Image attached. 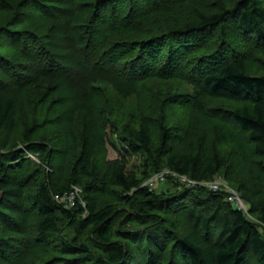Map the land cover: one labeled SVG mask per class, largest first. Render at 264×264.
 Segmentation results:
<instances>
[{"label":"trees","instance_id":"16d2710c","mask_svg":"<svg viewBox=\"0 0 264 264\" xmlns=\"http://www.w3.org/2000/svg\"><path fill=\"white\" fill-rule=\"evenodd\" d=\"M185 1L0 0V10L9 13L0 37L7 36L18 53H0V77L12 78V85L0 80V91L38 84L36 94L48 78L73 86L67 78L81 71L84 102L90 92L104 90L100 83L127 98L138 82L183 79L198 97L236 103L230 118L264 157V74L248 72V61L264 55V0H236L213 12L195 8L179 25L154 28V17ZM33 17L46 20L37 25L30 23ZM43 27L50 28L49 35H42ZM84 104L72 118L81 127L80 154L59 184L51 167L56 151L49 144L29 137L11 141L20 99L0 92V264H264V202L254 204L242 193L250 214L257 215L253 221L223 192L201 187L157 195L143 186L165 167L198 182L231 170L218 151L200 144H190L189 151L175 148L182 139L167 127L155 149L148 122L118 132L115 122L103 121ZM106 123L122 146L144 156L142 177L127 170L126 157L108 177L103 172ZM73 186L81 188L85 203L69 209L56 197ZM98 192L118 196L120 207L100 203ZM170 213H184L192 230L179 233L166 217ZM56 241L54 257L38 263L31 256Z\"/></svg>","mask_w":264,"mask_h":264},{"label":"rangeland","instance_id":"374dc122","mask_svg":"<svg viewBox=\"0 0 264 264\" xmlns=\"http://www.w3.org/2000/svg\"><path fill=\"white\" fill-rule=\"evenodd\" d=\"M235 1L187 0L178 6H174L168 13H163L156 19L154 17L151 20L154 21L152 25L154 28L161 27L160 30L168 29L192 17V11L195 8L205 12H213L230 7ZM8 18L9 13L0 10V23H4ZM44 20L46 19L33 17L30 23L42 25ZM50 31L49 27H43L42 35H49ZM6 37L5 35L0 37V53L5 52L7 55H12L9 57H17L18 53L13 50L12 46L10 49V41ZM12 52L13 54H11ZM256 57L258 58L256 61L248 59V72L260 76L264 74L261 65L264 62V55L257 54ZM2 62L4 61L2 60ZM7 69L9 68L7 67ZM3 75L4 73L0 70V76ZM25 77H29L28 72ZM2 79L5 86L8 81L9 84L7 85H12L11 77H5V79L0 77V80ZM67 79L73 86L64 82L60 85L58 81L52 83L47 81L50 80L48 78L42 82V87L36 94L34 93L38 84H30L29 87L21 91H14L13 87L8 91H0L3 94H16L20 99L18 120L11 141L25 142L29 137L32 142L38 141L49 144L53 149L52 151H56V154H53L51 158L53 164L51 167L56 168L53 173L59 184L65 181L80 154L81 127H78L72 118H77L76 113L82 109V105L85 103L84 105L88 110L94 112L98 110L101 118H105L102 119L103 121L115 122L118 132L138 128L143 124L142 121L148 122L154 133L155 149L161 146V129L167 127L172 136L182 139L175 145V148L189 151L190 144H195V146L200 144L205 146V150L218 151L227 164H230L231 170H224L216 177L206 180L203 188L210 191L208 188L210 183L218 182L223 191H235L245 202L244 195L251 199L254 204L264 202V157L255 151L249 135L243 132L230 118L229 111L238 106L236 103L198 97L193 84L177 78L167 80L151 78L141 83L138 82L136 93L127 98L119 96L108 83H100L99 86H102L104 90L90 92L92 98L83 102V95L81 94L83 90L79 87L83 84L81 71L72 74ZM31 93L33 94L31 95ZM39 102L41 106L38 104ZM107 128L106 123L102 129L107 133V144L104 154L99 159V165L103 172H106L105 175L110 174L115 162L126 157L127 170L137 172L141 176L144 156L134 154L132 149L122 146L119 133L118 135L112 134ZM217 134L218 137L216 138ZM34 160L38 162L36 158ZM49 167L46 165L45 169L48 170ZM160 172H163L165 181L152 189L157 195L174 194L187 188L177 180L178 178L173 173L175 171L169 167H165ZM154 175L151 177H155ZM147 183L149 184L148 180L144 182L143 186H147ZM189 188L199 189L201 187ZM83 194L82 191L79 201L85 203ZM117 198L118 196L106 192H98L97 194L100 203H111L118 208L120 204ZM31 212L28 209L29 223L33 222ZM248 216L256 221L257 215L248 214ZM166 217L176 222V229L179 233L192 230L184 213H170ZM262 232L264 233V228ZM57 242L37 248L34 253H31V256L38 263L42 262L40 260H49L56 255ZM136 259L137 257L134 258V260Z\"/></svg>","mask_w":264,"mask_h":264},{"label":"built area","instance_id":"2783aa9c","mask_svg":"<svg viewBox=\"0 0 264 264\" xmlns=\"http://www.w3.org/2000/svg\"><path fill=\"white\" fill-rule=\"evenodd\" d=\"M31 157L34 159L35 157L31 155ZM163 172H159L155 174V177H151L147 183V186L152 190L159 186V184L163 181H165ZM174 176H176L178 181L181 182V184L187 188L189 187H203L206 184V181L198 182L193 179L188 178L185 175L178 174L177 172H173ZM162 175V176H161ZM161 178V179H160ZM182 178V179H181ZM192 184V185H191ZM211 185L208 187L210 191L214 193L223 192L227 194V200L229 203H231L235 208L242 210L247 215L249 213V206L248 204L235 192V191H223L219 185L218 182L210 183ZM82 190L79 187H73L71 191L65 193L63 196H57L56 200L59 204L64 205L66 208H74L77 205V202L79 201V197Z\"/></svg>","mask_w":264,"mask_h":264}]
</instances>
